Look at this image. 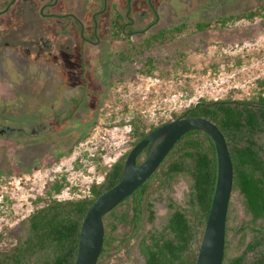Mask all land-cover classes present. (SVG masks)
<instances>
[{
  "label": "rangeland",
  "instance_id": "obj_1",
  "mask_svg": "<svg viewBox=\"0 0 264 264\" xmlns=\"http://www.w3.org/2000/svg\"><path fill=\"white\" fill-rule=\"evenodd\" d=\"M57 1L55 11H68L86 26L97 8L96 0ZM123 1L109 0V3L117 2L119 10L124 12ZM262 2L264 0H132L133 26L137 30L144 28L132 37L142 38L179 20L190 24L210 20ZM103 16L108 22L110 14L105 12ZM45 22L47 31L60 29L59 40L51 54L38 59L31 55L29 65L4 62L0 66L4 71L0 87L5 93L9 92L5 98L0 95V129L5 126L14 129L0 135V228L7 227L5 235L22 232L32 209L31 199L43 194L55 180L64 179L84 191L92 179L99 178L96 163L115 161L128 146V126L117 125L120 119L127 120L140 113L147 123H156L161 117L171 118L173 112L181 111L199 97H224L234 89L247 92L256 77H264V17L183 36L153 48L159 56L183 51L191 61L187 72L169 79L138 73L141 60L131 65L120 62L118 57L123 44L109 40V35L101 36L99 44L91 45L81 37L76 41L68 34L66 30L70 25L66 20L52 18ZM74 33H77L76 27ZM47 35L51 36L49 32ZM222 54L238 55L241 64L228 68L222 64L204 70L208 62ZM62 60L68 62L60 66ZM17 127L23 129L22 133ZM94 155L99 157L97 161L90 158ZM174 186L173 194L183 198L187 191L186 178L180 176ZM68 194L76 195L77 190L65 185L59 195ZM240 198L238 191H232L229 224L233 228L249 225ZM156 204L160 208L156 213L158 220L163 215L162 199ZM152 226L148 224L146 228ZM126 230L123 222L116 227L120 236H124ZM240 234L229 231V255L240 253ZM123 264H144V259L135 247Z\"/></svg>",
  "mask_w": 264,
  "mask_h": 264
},
{
  "label": "trees",
  "instance_id": "obj_2",
  "mask_svg": "<svg viewBox=\"0 0 264 264\" xmlns=\"http://www.w3.org/2000/svg\"><path fill=\"white\" fill-rule=\"evenodd\" d=\"M152 12L155 17L154 9ZM128 16L125 17L115 8L111 12L110 33L113 39L123 43L118 59L128 65L141 60L138 73L169 79L178 73L187 72L192 66L191 61L183 51L159 56L152 51L153 48L183 36L262 18L264 2L239 12L217 15L210 20L191 24L179 20L139 39L132 37L134 27ZM143 30L138 29L136 32ZM222 64L226 68L240 65L241 57L222 54L208 62L204 70ZM179 116L209 118L223 132L228 144L233 167V191H238L241 197V206L249 217V225L237 228L230 226L229 201L222 264H264L263 76L256 77L247 92L234 89L224 97H199L181 111L173 112L171 118L161 117L156 123H147L140 113L133 114L127 120L120 119L117 125L128 126L126 149L109 164L97 162L95 170L99 178L92 179L84 191L72 187L64 179H57L43 194L31 199L32 209L21 233L9 236L5 235L7 227L0 228V264H72L81 220L93 200L119 180L129 149L146 133ZM144 156L145 149H142L137 156V163ZM90 158L97 161L99 157L94 155ZM178 176L185 177L187 181L188 192L184 202H171L158 226L145 229L155 216L152 209L154 195L171 188ZM215 179L216 157L210 137L198 129L182 134L156 170L117 204L120 210L113 208L103 215L104 236L96 264H123L135 247L143 256L144 264H194ZM65 185L77 190V194L61 197L59 194ZM4 200L7 201V197ZM123 204L125 208L121 207ZM124 221L129 223L131 229L125 232L126 235L120 236L116 227ZM231 230L241 232L238 239L240 253L235 255L228 254V234Z\"/></svg>",
  "mask_w": 264,
  "mask_h": 264
},
{
  "label": "water",
  "instance_id": "obj_3",
  "mask_svg": "<svg viewBox=\"0 0 264 264\" xmlns=\"http://www.w3.org/2000/svg\"><path fill=\"white\" fill-rule=\"evenodd\" d=\"M198 129L211 139L216 157L214 190L194 264H222L228 205L233 191V167L223 132L204 116H179L146 133L123 162L119 180L100 193L81 220L72 264H96L103 242V215L133 192L158 167L172 145L185 132ZM145 149L144 158L137 156Z\"/></svg>",
  "mask_w": 264,
  "mask_h": 264
},
{
  "label": "flooded vegetation",
  "instance_id": "obj_4",
  "mask_svg": "<svg viewBox=\"0 0 264 264\" xmlns=\"http://www.w3.org/2000/svg\"><path fill=\"white\" fill-rule=\"evenodd\" d=\"M118 1L123 0H117V2ZM57 2V0H0V66L4 62H7L8 64L15 63L29 65V57L31 55H33L34 59H38L44 56L46 53H52L53 47L57 45V41L59 40L58 35L60 33L58 34V32L60 31V29L59 31H57V29L51 28V30L47 31L45 22L46 19L58 18L66 20L67 25H70V29L66 31L68 34L73 35L76 41L78 37V41H80L81 37V39H83V41L87 42L88 44L97 45L102 40L101 36L104 38L105 35H109V40L117 43H122V41L120 40L113 39L110 33L111 12L114 8L119 10L117 2L109 3V0H96L95 2L97 4V8L91 13L89 18V25L87 26L78 17L69 14L68 11L64 13L55 11L54 8L57 5ZM123 3L124 12H121L120 10L119 11L126 17L128 16V12L131 14L132 0H125L123 1ZM105 12H108L110 14L108 22L106 21V17L103 16ZM128 17L130 19L129 22H132V25H134V19L130 15ZM100 19L101 21L105 19L102 27H99L101 23ZM72 23L77 28L78 34L74 33L75 27L72 25ZM133 31L135 33L137 29L133 28ZM47 32H49L51 36H48ZM96 40L97 43L95 44L94 42ZM68 47L69 46L67 44L66 48ZM69 52L73 51L69 49ZM65 62L68 61H60V66H63ZM3 74L4 71L0 70L1 80H3L4 78ZM7 81L8 83H10V79H7ZM7 93L9 92L6 91L5 93V91H3L0 87V95L2 97L5 98V96H7ZM16 129L18 132L22 133V128L17 127ZM13 130L14 129L12 127L5 126V128L0 129V135H5V133H8L10 131L12 132ZM179 179L180 176H178L172 183L171 188L164 189L154 195V198L152 199V209L155 216L152 222H148L146 224V226L148 224H152L153 226L151 228H146L145 226V229H152L158 226L159 222L163 219L164 216H166L169 210V204L171 202L174 201L178 204L184 202L186 193L188 192V186L183 198L173 194V190L175 187L174 185ZM160 198L163 202V205L160 206L163 209V215L157 220L156 213L160 208L156 204V202L159 201ZM116 207L117 205L114 207V209L118 211L119 207ZM121 207L125 208V204L121 205ZM129 218L130 217L128 216L127 220H129ZM123 223L127 226L126 231L128 232L131 229L129 223L127 221H124ZM136 249L138 248L136 247Z\"/></svg>",
  "mask_w": 264,
  "mask_h": 264
}]
</instances>
